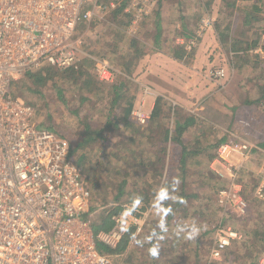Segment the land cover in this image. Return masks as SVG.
<instances>
[{
	"label": "rangeland",
	"instance_id": "1",
	"mask_svg": "<svg viewBox=\"0 0 264 264\" xmlns=\"http://www.w3.org/2000/svg\"><path fill=\"white\" fill-rule=\"evenodd\" d=\"M253 1L234 0L235 6H228V0H136L142 8L139 15L128 0L129 17L114 14L115 4L110 11L79 23L75 36L81 42L74 78L56 77L39 85L23 76L11 85L12 93L33 107L34 123L65 136L77 162L85 155L84 161L92 167L96 186L90 190L94 205L90 222L97 219L102 207L123 210L130 197L150 194L144 231L132 241L131 255L123 253L116 262L111 257L112 264H256L264 244L254 234L264 229V206L253 195L264 174V153L257 151L233 178L249 205L248 218L230 221L243 234L242 239L233 241L220 260L209 257L215 238L212 227L221 218L217 191L232 179L224 168L220 167L219 175L210 165L220 139L259 146L264 141V7L260 3L255 7ZM236 6L255 11L257 20L246 27ZM232 36L235 47L229 42ZM255 37L256 44L250 46ZM183 41L193 49L179 61L166 56L156 63L166 71V78L153 75L159 88L136 74L145 54H166L176 47L172 42L180 45ZM92 57L107 59L129 79L127 92L116 102L111 83L100 82L94 74ZM144 62L139 69L145 68ZM127 64L133 66L129 75L123 70ZM215 68L225 72L218 82L211 76ZM157 95L164 100L159 117L146 127L135 126L131 112L138 108L151 112ZM128 107L130 113L118 127L106 128L112 114L120 120ZM191 115L197 119L183 134L186 166L182 168L178 163L182 143L170 137L175 121ZM85 125L90 131L102 130L105 139L85 142ZM165 128L169 130L167 140L159 134ZM123 179L124 194L116 199L112 184ZM153 186L155 195H151ZM91 229L97 232L92 224Z\"/></svg>",
	"mask_w": 264,
	"mask_h": 264
},
{
	"label": "built area",
	"instance_id": "2",
	"mask_svg": "<svg viewBox=\"0 0 264 264\" xmlns=\"http://www.w3.org/2000/svg\"><path fill=\"white\" fill-rule=\"evenodd\" d=\"M130 1L139 14L142 8ZM115 4L114 0H0V264H112L96 242L113 248L128 227L141 230L144 217L121 210L111 214L109 229L92 232L88 212L92 194L71 143L59 132L37 126L33 107L11 91L15 80L43 65L76 68L79 23ZM91 59L99 81L112 83L117 78L119 71L107 59ZM224 75L223 68L211 72L217 82ZM131 115L139 124L148 119L139 108ZM256 151L264 153L259 145L242 140L222 141L216 148L210 165L219 175L224 168L232 179L217 191L221 218L214 226L210 260H220L233 241L242 239L230 221L247 216L249 205L233 178ZM261 170L264 173V162ZM253 195L264 203V174ZM256 264H264V247Z\"/></svg>",
	"mask_w": 264,
	"mask_h": 264
},
{
	"label": "trees",
	"instance_id": "3",
	"mask_svg": "<svg viewBox=\"0 0 264 264\" xmlns=\"http://www.w3.org/2000/svg\"><path fill=\"white\" fill-rule=\"evenodd\" d=\"M103 1H105V0H103ZM114 1L116 2V7L114 8V14L117 15L119 12H121L124 15L129 17L130 14L127 11L124 10L125 7L127 6L128 0H114ZM253 2H254L253 5L255 7H257L255 3H260L261 7H264V0H256V1H253ZM226 4L228 6H235L234 5V0H228V2H226ZM234 8L238 9L239 11H241L242 17H243L242 24L245 25L246 27L248 25L253 24L255 19L257 20V13L255 11H251V10H248V9H243L241 6L240 7L236 6ZM120 22H121V24L124 23L122 21H120ZM182 30L185 33H187L186 29L184 27L182 28ZM256 33L258 34V32H256ZM221 34L222 33L220 31L219 35H221ZM241 34L244 35V32H241ZM235 40H236L235 36H232L229 39V42L232 43V47H235ZM256 42H257V37H255L252 40V43L249 44V45L250 46L255 45ZM170 52H171V55L174 58L180 59L181 57L184 56L185 50L183 49L182 46L177 45ZM79 70L80 71L78 73H81V69H79ZM123 70H124L125 74L129 75L133 71V66L127 64ZM75 72H76V68L73 67V66H69V67H66V68H55L53 66L43 65V66H41V67H39V68H37V69H35L33 71L26 72L24 77H25L26 80L27 79L31 80V82L34 83V84L41 85V84H43V82L45 80L53 79V78H56V77L59 78V79L71 80L72 78H74ZM128 81H129V79L127 78L126 75H119L113 81V83L110 84V85H112V89H113V92L115 94L114 98H113V102H116V100L118 99V97L121 94H123L124 92H127V89H128L127 88V82ZM135 85L137 87V84H135ZM124 87H126V89H123ZM57 90H59V88H57ZM161 101H164L163 98L161 96H157V98L155 100V103H154V106H153V109H152L150 122H155V119L157 117H159V110H160L159 105H160ZM129 109H130V107H128L124 111L123 118L120 119V120H118V117L115 114H112L109 117V120L106 123V128H109L110 126L118 127L120 125L121 121L125 120V118L127 117ZM195 119H197V118H195L194 116L191 115V116L186 117L183 120H176L175 121V126H174V134L170 137V140L172 138V140L175 141L176 143H178V144L182 143L181 145H182L183 148H182L181 156H180L179 162H178L179 163V167H182V168H184L186 166V161H185L186 149H185V147L183 145V142H182L183 141L182 140L183 134L188 129V127H190L194 123ZM126 126H128V125H126ZM88 129H89V127L87 125H85V130H86L85 131V135L87 133V135L84 137L85 142L89 143L90 141H93L95 139V137L97 139L98 138L99 139H103V140L105 139L102 136V130H98V131H93L92 130V131H90V129H89L91 134L88 135ZM160 131L161 132H159V134L161 133V135H164V140H167L168 139L167 136L169 135V130L165 128L164 131L163 130H160ZM152 138H154V137H152ZM129 140H132V137H129L128 141ZM121 142H123V140ZM125 148L126 147L124 146V150H126ZM84 159H85V155H84V158L78 164H79V167H80L82 173L85 176V179H86V181L88 183V186H89L90 190H92L96 186V181H95L94 178H92L93 177V175L91 174L92 167L89 165V162L84 161ZM85 171H87V174L84 173ZM125 183H126V181L123 179L120 182V184H118V185L117 184H112L113 186H115L116 199L120 198L124 194L123 186H124ZM155 193H156V190H153L151 195H155ZM138 197H134L133 199L130 197L128 199V201H127V204H125L126 207H124V208L126 210L132 212L133 214L137 215L138 217H142L144 212H145V210H146V205H148V203H149L150 194L147 195L142 201H140L141 199H139ZM93 209H94V205H90V207L88 209V212L89 213H90V211L93 212ZM101 210H102V212L97 217V219L91 221L92 227H95L97 229V231L100 230V229H109L110 226H111V220H110L111 214L113 212H119L120 211V209H118L116 206H111V205L102 207ZM135 232H136V226H130L124 231L120 241L117 243V245L115 247L110 248V247L104 245L101 242H96V247H97V249L100 252L105 253L108 256L112 257V258H115L114 260L116 262V258L121 257L120 255H122L123 253L124 254L126 253L127 257H129L131 255L132 252L129 253V251L133 247L130 246L131 245L130 242L132 240H134L133 236H135V234H136ZM254 234L258 238V241H260V239L264 240V229L263 230L259 229V231L255 230ZM124 260H127L126 257L124 258ZM121 264H125V261L123 263H121Z\"/></svg>",
	"mask_w": 264,
	"mask_h": 264
},
{
	"label": "crops",
	"instance_id": "4",
	"mask_svg": "<svg viewBox=\"0 0 264 264\" xmlns=\"http://www.w3.org/2000/svg\"><path fill=\"white\" fill-rule=\"evenodd\" d=\"M128 4H129V2H128ZM128 4H127V6L125 7V9L128 7ZM129 8V10H130V7H128ZM124 9V10H125ZM138 8H133V10H134V12H136V11H138L137 10ZM126 11V10H125ZM140 14H142V11L141 12H139V15ZM144 14V13H143ZM196 36V35H195ZM181 37H185V35L183 36H181ZM189 39V38H188ZM177 42V41H176ZM178 43V42H177ZM177 43H173L172 42V44H176V46L178 45ZM185 43H186V41H183L182 43H180V46H182L183 47V49L185 50V53H187V52H189L190 50H192L193 48H191V46H190V44H189V46H185ZM171 51V50H170ZM168 52V53H166V54H164V52H160V51H157V52H154V53H152V54H145L144 55V58H141L140 60H139V64L137 65V67H136V74H138V76H139V74H141V77L143 78V80H144V82H149V84H151V85H154L156 88H159V84H156V83H154L155 82V80H154V77H153V75L155 74L156 75V73H159V74H157V75H159V76H161V77H165L166 78V71L164 70V69H160V68H158L157 66V62H161V61H164L165 60V58H166V56L167 57H171L172 59H174V60H177V61H179V59L178 58H174L172 55H171V52ZM184 53V54H185ZM142 61H145L144 62V64L146 65H144L145 66V68L144 69H139V67H140V63L142 62ZM119 75H124V73H119L118 74V76ZM101 82V81H100ZM102 83H104V82H102ZM158 83V82H157ZM157 96H161V95H157ZM157 96L155 97V100H156V98H157ZM141 101L140 102H142V104H141V107L143 108V110L145 109L144 108V105H145V100H144V97H141V99H140ZM155 100L151 103V105H150V108H152L153 109V106H154V103H155ZM144 113H146V114H148V119H147V121H146V123L143 125V124H139V123H137V122H135L134 121V124H135V126H140V127H146L147 125H149V122H150V120H151V114H152V110H151V112H149L148 110H144L143 111ZM130 113V112H129ZM131 122V121H130ZM129 122V123H130ZM132 124V123H131ZM142 130V129H141ZM135 131L137 132V130L135 129ZM140 131V130H139ZM140 134V133H139ZM220 141H223V139H220ZM263 149H264V141H262V143H261V145H260ZM155 186H153L150 190H156L157 191V188H154ZM147 195H146V193L144 192V193H142V194H140L139 195V199H141L140 201H142L145 197H146ZM260 203H262V202H260ZM151 203H150V199H149V203H148V205H146V210H145V212H144V214H143V216H142V218L144 217V222H143V224H142V226H141V233L144 231L143 229V225L145 224V221H146V219H147V215H146V213H148V210H149V208L151 207V205H150ZM262 205L264 206V203H262ZM123 210H126V209H123ZM250 210V209H249ZM121 211V210H120ZM126 211H128V210H126ZM114 213V212H113ZM248 213H249V211H248ZM249 216H245V218H248ZM215 226V225H214ZM212 228H214V227H212ZM255 230V229H254ZM212 231V230H211ZM140 232H135L136 234H135V236H133L134 237V241L136 242L137 241V239L140 237ZM213 232V234H214V237H215V233H214V231H212ZM254 232V231H253ZM154 235H155V233H154ZM214 240H215V238H213V242H214ZM133 241V240H132ZM130 242L131 243V245H132V243L133 242ZM256 241H258V238H257V240ZM259 242V241H258ZM213 244V243H212ZM263 247H264V244H263ZM211 249V248H210ZM210 249H209V251H210ZM263 249V248H262ZM226 251V250H225Z\"/></svg>",
	"mask_w": 264,
	"mask_h": 264
}]
</instances>
